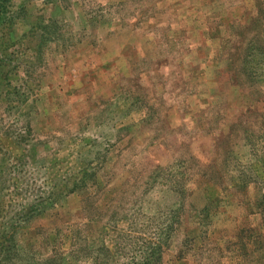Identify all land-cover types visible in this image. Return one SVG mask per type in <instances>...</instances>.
<instances>
[{"label": "rangeland", "instance_id": "374dc122", "mask_svg": "<svg viewBox=\"0 0 264 264\" xmlns=\"http://www.w3.org/2000/svg\"><path fill=\"white\" fill-rule=\"evenodd\" d=\"M0 264H264V0H0Z\"/></svg>", "mask_w": 264, "mask_h": 264}]
</instances>
